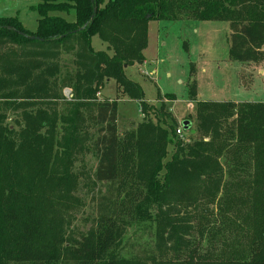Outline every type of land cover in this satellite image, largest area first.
<instances>
[{"label": "trees", "instance_id": "obj_1", "mask_svg": "<svg viewBox=\"0 0 264 264\" xmlns=\"http://www.w3.org/2000/svg\"><path fill=\"white\" fill-rule=\"evenodd\" d=\"M34 10V32L0 16V264H264V101L199 100L205 136L184 143L165 105L149 106L125 75L145 61L153 20L224 21L229 59L264 62V0H39ZM95 36L106 50L94 49ZM73 42V97L62 116L60 56ZM106 78L144 115L123 137L117 101L98 97ZM195 90L189 86L190 99ZM9 111L20 112L18 129L5 123ZM89 113L104 130L93 175L74 169L90 136ZM81 177L101 186L86 232L73 229ZM150 209L153 249L121 256L127 225Z\"/></svg>", "mask_w": 264, "mask_h": 264}, {"label": "rangeland", "instance_id": "obj_2", "mask_svg": "<svg viewBox=\"0 0 264 264\" xmlns=\"http://www.w3.org/2000/svg\"><path fill=\"white\" fill-rule=\"evenodd\" d=\"M39 0H0V16L17 17L31 32L37 30L39 15L34 7ZM58 15L74 20V13L59 12ZM228 23L224 21H200L193 18L184 20H153L148 27V46L144 50L145 61L125 69V75L138 83L144 93V100L157 111L165 105V113L174 117L180 127L184 120H191V128L178 138L184 143H192L205 135L199 130L195 112L199 100L212 101H264V63L236 62L229 59ZM95 50H106L107 44L99 37L93 38ZM76 43L62 48L58 90L60 99L57 109L62 116L68 115L71 108L75 81ZM111 56L112 51L108 52ZM196 86L195 99L189 97V86ZM175 96V100L167 98ZM99 99L116 100L118 104L117 126L120 137L133 131L144 119L140 102L129 98L112 78L105 79L104 89ZM154 119L153 110H149ZM6 124L15 126L20 112L9 111ZM87 130L90 133L86 150L75 162L77 173H95L100 154L97 141L104 134L103 125L97 124L94 114L85 115ZM168 118V117H166ZM168 122L171 120L168 118ZM175 151L170 145L167 159ZM163 177V174L161 178ZM79 197L83 205L73 216V229L86 232L97 215L95 196L100 184L95 188L81 177ZM147 211L145 217L130 221L120 247L121 256L131 258L154 246L155 223ZM207 245V242H203Z\"/></svg>", "mask_w": 264, "mask_h": 264}, {"label": "water", "instance_id": "obj_3", "mask_svg": "<svg viewBox=\"0 0 264 264\" xmlns=\"http://www.w3.org/2000/svg\"><path fill=\"white\" fill-rule=\"evenodd\" d=\"M97 7H95L94 11L96 12ZM30 39H39V37L36 36H28ZM191 123L189 120H184L180 123V125L182 126V128L184 129V131H188L191 128Z\"/></svg>", "mask_w": 264, "mask_h": 264}, {"label": "built area", "instance_id": "obj_4", "mask_svg": "<svg viewBox=\"0 0 264 264\" xmlns=\"http://www.w3.org/2000/svg\"><path fill=\"white\" fill-rule=\"evenodd\" d=\"M183 132H184V129H183L182 126L180 125V127H178V129L176 130V133H177L179 136H182V135H183Z\"/></svg>", "mask_w": 264, "mask_h": 264}, {"label": "crops", "instance_id": "obj_5", "mask_svg": "<svg viewBox=\"0 0 264 264\" xmlns=\"http://www.w3.org/2000/svg\"><path fill=\"white\" fill-rule=\"evenodd\" d=\"M228 35H229V31H228ZM92 44H93V40H92ZM96 51H100V50H96ZM264 62H262V63H259V64H263ZM202 100H208V99H203L202 98ZM224 101V100H223ZM236 102H238V101H236Z\"/></svg>", "mask_w": 264, "mask_h": 264}]
</instances>
